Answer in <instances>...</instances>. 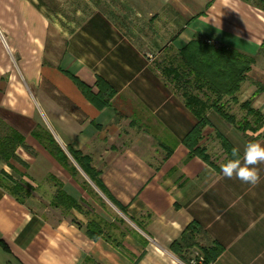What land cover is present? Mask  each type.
<instances>
[{"label": "crops", "instance_id": "0c3cea01", "mask_svg": "<svg viewBox=\"0 0 264 264\" xmlns=\"http://www.w3.org/2000/svg\"><path fill=\"white\" fill-rule=\"evenodd\" d=\"M113 1L101 3L112 9ZM131 1L147 7L151 23L133 14L134 29L119 36L112 63L98 70L72 52L58 67L47 66L46 2L0 0V118L24 137L14 158H0V264H189L170 244L192 222L223 247L210 264H264V162L254 166L260 180L251 185L193 155L182 141L198 120L142 51L147 45L179 51L198 35L251 55L255 62L236 97L264 112V90L257 86H264V0ZM102 18L111 31L113 23ZM65 71L94 92L100 76L115 95L99 107ZM207 117V152L220 133L243 159L247 136L214 110ZM37 127L50 132L76 173L32 135ZM254 143L264 146V135ZM70 151L90 160L124 211ZM58 192L88 205L104 224L123 219L134 226L90 238L86 213L54 204Z\"/></svg>", "mask_w": 264, "mask_h": 264}, {"label": "trees", "instance_id": "16d2710c", "mask_svg": "<svg viewBox=\"0 0 264 264\" xmlns=\"http://www.w3.org/2000/svg\"><path fill=\"white\" fill-rule=\"evenodd\" d=\"M179 56L181 58L180 63L162 71V73L174 84L175 88L182 91L185 105L198 120L182 142L193 155L200 157L217 171H221V167L211 162L206 147L200 144L204 137V128L210 126L207 113L209 110H214L227 123L243 134L249 132L254 134L251 135L253 137L250 138V142L256 141L263 134L258 133V131L263 125L264 112L251 107L250 101L241 103L242 109H246V116H251L255 123L258 124V126L253 127L247 117L242 121H238L235 115L228 112L227 105L230 101L238 103L236 95L240 91L242 83L246 80L247 73L254 64L255 58L224 45L217 46L198 35L179 50ZM65 73L76 84L85 98L99 107L108 105L115 95L114 88L100 76L96 78L97 91L94 92L89 85L78 77L68 71H65ZM189 77H193L195 84L193 87L197 88L195 90L198 92L187 88L186 84L192 83ZM257 86L258 91L264 90L263 85L257 84ZM201 92L204 97L200 95ZM205 92L210 93L212 97H206ZM32 135L66 169L76 173V169L71 166L70 160L50 132L42 127H37L32 131ZM216 136L226 152L228 160L234 159L232 151L236 148L220 133H216ZM23 144V135L0 118V158L3 160L14 158L16 149ZM70 152L74 160L94 184L111 199L100 180L99 173L90 167V160L78 152ZM54 204L78 209L80 206L77 201L68 197L64 192L57 193ZM117 206L124 211L123 207ZM103 227H105V224L98 218L91 219L87 224L88 236L90 238L99 237L103 232ZM0 242L3 244L1 240ZM202 242L204 243L202 244ZM193 249H197L200 252L199 255L202 257V262L199 264L213 262L223 251V247L217 241L211 239L197 222H192L186 226L181 235L170 244V250L189 264L192 259L190 254ZM195 258L198 257L195 256Z\"/></svg>", "mask_w": 264, "mask_h": 264}, {"label": "rangeland", "instance_id": "374dc122", "mask_svg": "<svg viewBox=\"0 0 264 264\" xmlns=\"http://www.w3.org/2000/svg\"><path fill=\"white\" fill-rule=\"evenodd\" d=\"M44 1L47 4V14L51 21L50 38L47 42V57L45 62L47 66L52 68L58 67L60 59L65 53L72 52L74 58L78 59V63L91 65L98 70L102 69L104 65L108 66V64L112 63L110 57L116 55L118 52L119 36L123 38L125 32L128 35L129 32L134 29L133 27L131 28L129 24L135 21V17L132 15L134 14L137 18H140L149 25L152 19L148 15L147 7L136 4L131 0H123L122 5L119 2L120 0L113 1V10L101 3V0ZM102 17L113 23L111 31H105L102 25L105 21ZM104 32H106V34ZM147 47H149V49ZM147 47L144 46L142 49L146 61L151 67L158 68L165 82L182 97V91L175 88L174 84L162 73V71L180 63L181 58L179 56V51L174 50L170 45H165L161 49H155L156 46L150 47L147 45ZM12 58L14 64L17 66L19 64L18 58H16L15 55H12ZM189 78L192 83L186 84L187 88L189 90H194V92H198L195 90L197 88L193 87L195 86L193 77ZM202 92L200 93L201 96H203ZM205 94L208 98L212 97L208 92H205ZM36 100L39 102L38 95H36ZM232 104V108L228 107V112L235 115L238 121H242L247 117L246 109H242L241 103L232 102ZM247 119L251 122L253 127L258 126L251 116H248ZM262 124L258 133L264 134V121ZM244 135L250 140V138L253 137L251 135L254 134L249 132ZM203 139L204 137L200 141V144L207 149V144H204ZM217 140H213L210 143L208 147L210 148V153H208V155L212 163L221 167L222 164L227 162L228 156L222 148L218 138ZM222 156L224 158H221ZM79 210L86 213L89 218L88 222L93 219L92 210L88 205L81 204ZM132 226H134L132 222L116 219L115 223L105 224L102 233L107 231L111 233L116 227L121 233L124 232L123 230L128 232ZM203 243L204 242H202V244ZM196 253L200 252L197 249H193L190 258L193 259Z\"/></svg>", "mask_w": 264, "mask_h": 264}, {"label": "clouds", "instance_id": "9594fccd", "mask_svg": "<svg viewBox=\"0 0 264 264\" xmlns=\"http://www.w3.org/2000/svg\"><path fill=\"white\" fill-rule=\"evenodd\" d=\"M232 156L221 165L222 174L229 179L235 177L243 183L256 185L260 177L255 165L264 162V146L259 143L250 142L246 145L243 159L239 158L237 149H233Z\"/></svg>", "mask_w": 264, "mask_h": 264}, {"label": "built area", "instance_id": "2783aa9c", "mask_svg": "<svg viewBox=\"0 0 264 264\" xmlns=\"http://www.w3.org/2000/svg\"><path fill=\"white\" fill-rule=\"evenodd\" d=\"M196 256L198 258L194 257L193 259H191L190 264H199L202 262V257L199 255V253H196Z\"/></svg>", "mask_w": 264, "mask_h": 264}]
</instances>
